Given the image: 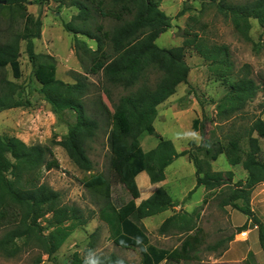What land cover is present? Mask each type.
Wrapping results in <instances>:
<instances>
[{"label":"trees","instance_id":"obj_1","mask_svg":"<svg viewBox=\"0 0 264 264\" xmlns=\"http://www.w3.org/2000/svg\"><path fill=\"white\" fill-rule=\"evenodd\" d=\"M162 1L70 0V5L75 6L78 13L66 23V27L74 33L79 60L83 63L80 50L91 56V64L85 67L86 74L102 73L106 84L120 85L128 91L114 104L113 112L100 95L94 100L92 113H89L88 102L91 101L86 98L94 91L93 82L79 73L73 82L58 78L55 57L35 51L34 41L41 36L42 20L33 14H24L26 20L22 33L14 34L12 39L0 43V67L10 65L15 78L22 76L21 40H25L44 100L69 126L67 134L53 142L62 146L81 170L94 169L89 145L98 137L100 130L106 134L111 130V165L132 198L119 207L115 206L110 199V184L101 174H93L84 184L91 188H105V205L100 208L99 217L107 223L109 237L116 245L140 249L141 264H162L164 261V264H182L170 262L171 250L152 243L145 226L140 223L143 218L160 214L178 204L163 185L137 203L141 197L137 177L146 171L152 183L164 181L166 168L175 158L184 155L196 167V187L204 186L207 193L202 204L192 212L183 210L168 216L161 223L159 231L168 233L174 230L188 234L185 244L191 253H198L199 246L189 239V235L198 227L204 205L216 193L220 197L221 207L231 206L247 216V222L238 227L240 231L246 230L249 225L258 226L260 245L264 251V224L251 205L255 187L264 182V161L259 158V136L264 137V120L257 118L244 132L230 135L227 141L216 138L199 145L192 141L191 148L182 151L175 148L171 139L158 133L154 125L159 113L158 106L174 95L180 84L188 83L191 67L186 61V53L192 47L211 61L218 80L226 86V93L217 105L221 117L227 119L243 111L257 96L260 85L251 77L248 65L242 74L233 72L228 45L208 46L191 26L185 28L187 37L181 45L160 46L157 39L172 27L171 16L161 8ZM210 1L216 3L219 11L232 20L245 39H251V18L257 19L264 28V0L244 3ZM26 2L0 0V8L16 6L21 9ZM95 13L112 18L117 23L110 29L101 24L93 27ZM79 34L95 40L97 47L90 46ZM149 70L163 73L154 86L149 83ZM16 88L17 84L11 82L1 86L0 111L26 104L15 98ZM108 89L104 86L102 90L109 98ZM27 103L30 104V101ZM66 113L74 116V120L67 118ZM199 123L198 118L193 120L196 131L200 130ZM145 131L159 138L157 146L148 151L144 150L140 140ZM193 146L202 157L192 152ZM221 154H225L232 165L241 164L248 173L247 178L234 181L233 170H214L212 162ZM54 167L59 168L60 163L51 146L29 145L17 136L4 138L0 134V228L5 230L0 237V250L6 256H14L23 249H37L33 264H45L44 255L54 257L75 229L88 223L89 218L80 206L64 204L59 191L38 182L44 169ZM43 219H46L47 225L42 224ZM250 220L252 224L248 222ZM196 231L201 232L199 229ZM233 238L234 234L209 244L207 250H217ZM95 248L92 238L83 253L74 252L71 264H128L115 254H98ZM249 257L250 260L254 259V253L250 252Z\"/></svg>","mask_w":264,"mask_h":264},{"label":"rangeland","instance_id":"obj_2","mask_svg":"<svg viewBox=\"0 0 264 264\" xmlns=\"http://www.w3.org/2000/svg\"><path fill=\"white\" fill-rule=\"evenodd\" d=\"M235 3H244L249 0H230ZM161 8L172 18V27L162 33L157 43L163 47L181 45L185 39V28L189 26L199 32L208 46L226 44L230 48V61L233 63L236 74H242L246 65L249 66L250 75L260 85V90L253 101L239 114L230 118H223L218 114L217 105L226 93V86L218 80L216 72L212 69L211 61L205 59L195 48L188 49L186 61L191 67L188 83L178 86L177 92L158 106V116L154 125L158 133L171 139L178 151L191 148L190 142L196 145L216 138L227 141L230 135L236 132H244L257 118L264 120V28L257 19L251 18V39H245L235 28L232 20L221 13L216 3L210 0H163ZM183 12V13H182ZM78 13L75 6L70 5V0H27L24 8L16 6L0 8V43L13 38L14 34L22 33L25 26L24 14H33L35 18L42 20V33L35 39V51L37 53H49L53 55L57 63V77L65 81H75V76L86 75L93 82L92 95L86 98L89 113L95 108L94 100L102 95L105 104L113 112L114 104L122 95L128 93L127 89L120 85L106 84L102 73L86 74L85 67L91 64V56L86 55L83 50L80 53L83 63L79 60L75 49V36L66 27V23ZM93 27L101 24L110 29L117 21L109 17H102L99 13L94 14ZM81 39L88 42L93 48L97 47L95 40L79 34ZM21 68L22 76L15 78L10 65L0 67V91L1 86L8 82L17 84L15 98L21 99L26 104L0 111V134L17 136L29 145H49L55 152V157L60 167L50 170L44 169L39 183H45L61 193L64 204H77L82 208L84 214L89 218L88 223L78 227L59 249L54 257L44 255L45 264H71L75 251L83 253L92 238L95 240V251L98 254L109 256L115 254L125 259L128 264H141L142 254L139 248L127 249L116 245L109 237V227L99 217L100 208L105 205V188L86 187L84 181L93 174H101L110 184L111 201L119 207L132 198L130 192L124 187L116 171L112 168L111 130L106 134L100 130L98 137L89 145V155L94 162V169L84 171L78 168L68 156L66 150L54 144V140H60L68 132L67 121L61 120L56 114L53 106L44 100L40 92L41 84L34 75V66L26 51V41L21 40ZM162 72L149 70V83L154 84L161 78ZM101 86V87H99ZM104 86L109 87L110 97L105 94ZM103 91V92H102ZM30 101V104L27 103ZM91 108V110H90ZM66 117L74 120V116L66 113ZM198 118L200 130L193 127V120ZM257 136V133H254ZM141 144L148 151L157 146L159 138L148 132H143ZM261 151L259 158L264 161V137H260ZM192 152L199 153L192 147ZM214 170L235 172L234 181L245 180L248 176L243 166L232 165L225 154L212 162ZM149 174L144 171L137 177L141 190V197L137 199L140 203L151 195L161 185L149 183ZM196 167L188 156H179L166 168V180L163 181L173 201L178 206H186L196 209L202 204L206 188L196 187ZM194 190V191H193ZM193 191V192H192ZM251 200L252 208L264 224V182L258 184L254 190ZM192 192L190 195L189 193ZM220 197L213 194L211 201L204 205L202 217L198 223L201 232L191 231L194 244L202 246L198 253H191L185 245V233L174 230L163 234L159 231L161 220L166 213H160L152 218L143 219L140 223L145 226L151 242L159 246L170 248V262L182 264H215L211 263L210 256L219 257L227 249L229 241L217 250L209 251L207 246L221 239H227L232 234L240 240L237 243L241 248H261L258 226L249 225L246 235L238 226L247 222V216L231 206L221 207ZM180 208V207H179ZM252 224V221H248ZM248 223V224H249ZM42 224L47 225L46 219ZM256 228L257 230H252ZM251 231V233H250ZM5 232L0 228V237ZM92 234L94 236L92 237ZM237 234V235H236ZM250 234V237L248 238ZM248 238V240H247ZM177 246V247H176ZM176 247V248H175ZM242 251V250H241ZM246 252V251H245ZM257 259H230L220 264H264V251ZM37 249H23L14 256H6L0 250V264H33ZM165 261L162 263L164 264ZM219 264V263H217Z\"/></svg>","mask_w":264,"mask_h":264},{"label":"crops","instance_id":"obj_3","mask_svg":"<svg viewBox=\"0 0 264 264\" xmlns=\"http://www.w3.org/2000/svg\"><path fill=\"white\" fill-rule=\"evenodd\" d=\"M181 151V150H180ZM185 156V155H184ZM189 159V158H188ZM190 160V159H189ZM214 162V161H213ZM166 180V179H165ZM164 180V181H165ZM149 183L151 182L150 181V178H149V181H148ZM152 183V182H151ZM161 183H163V181H161V182H158V183H155L156 185H163V184H161ZM157 187H159V186H157ZM256 188V187H255ZM255 190V189H254ZM155 191V190H154ZM255 192V191H254ZM205 193H207V190H206V192ZM206 195V194H205ZM150 195H148L146 198H148ZM203 200V199H202ZM143 201V200H142ZM138 203V202H137ZM141 203V202H140ZM180 207V208H179ZM183 210H186V211H190V212H192L193 210H194V208H188V207H186V206H178V205H174L172 208H170V209H168V210H166V211H164V212H162V213H166L167 215H166V217L164 218V219H162L161 220V222H163L168 216H170V215H172V214H174V213H176V212H179V211H183ZM155 216V215H154ZM153 216H151V217H146V218H143V219H147V218H152ZM142 219V220H143ZM141 220V221H142ZM248 220V219H247ZM235 226H240V225H235ZM252 230H257L256 228H254V229H251V231ZM251 231H250V233H251ZM258 231V230H257ZM163 234H167V233H163ZM237 235V234H236ZM259 235V234H258ZM250 237V234H249V236H248V238ZM248 238H247V240H248ZM151 240V239H150ZM239 241L240 240H237L236 238H233L230 242H229V244H228V247H227V249H225V251L222 253V255L221 256H219V257H213V256H210V257H212L211 258V263H215V264H217V263H223V261H229L230 259H239L240 261H241V259H245L246 257L248 258L249 257V253L250 252H253L254 253V258L255 259H257V261H258V263H260V261H259V258H257L258 256H261L262 255V247L261 248H258V249H254V247L253 246H251V245H249V247L248 248H241V246H239L237 243H239ZM155 244V243H154ZM157 245V244H156ZM186 245V244H185ZM159 246V245H158ZM160 247H164V246H160ZM177 247V246H176ZM175 247V248H176ZM202 247V246H201ZM200 246L198 247L199 249L201 248ZM165 248H167V247H165ZM170 249V248H169ZM188 249V248H187ZM171 250V249H170ZM242 250V251H241ZM210 251V250H209ZM246 251V252H245ZM171 252H172V250H171ZM249 259H250V257H249Z\"/></svg>","mask_w":264,"mask_h":264},{"label":"built area","instance_id":"obj_4","mask_svg":"<svg viewBox=\"0 0 264 264\" xmlns=\"http://www.w3.org/2000/svg\"><path fill=\"white\" fill-rule=\"evenodd\" d=\"M256 227H257V225H256ZM246 230H242L240 233H239V235H242V236H245L246 235Z\"/></svg>","mask_w":264,"mask_h":264},{"label":"water","instance_id":"obj_5","mask_svg":"<svg viewBox=\"0 0 264 264\" xmlns=\"http://www.w3.org/2000/svg\"><path fill=\"white\" fill-rule=\"evenodd\" d=\"M20 56H21V53H20Z\"/></svg>","mask_w":264,"mask_h":264}]
</instances>
